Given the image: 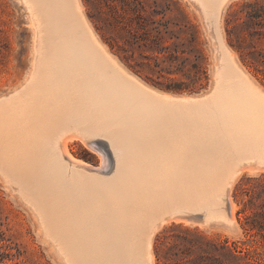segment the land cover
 I'll list each match as a JSON object with an SVG mask.
<instances>
[{"label": "bare ground", "instance_id": "bare-ground-1", "mask_svg": "<svg viewBox=\"0 0 264 264\" xmlns=\"http://www.w3.org/2000/svg\"><path fill=\"white\" fill-rule=\"evenodd\" d=\"M21 1L36 54L27 82L0 97V179L62 264H154L152 240L170 222L232 229V185L264 173V94L219 40L222 0H202L217 58L210 89L192 96L128 75L78 0ZM221 52L226 73L210 95ZM73 141L104 143L109 175L104 157L97 167L74 158Z\"/></svg>", "mask_w": 264, "mask_h": 264}, {"label": "rangeland", "instance_id": "rangeland-1", "mask_svg": "<svg viewBox=\"0 0 264 264\" xmlns=\"http://www.w3.org/2000/svg\"><path fill=\"white\" fill-rule=\"evenodd\" d=\"M78 1V8L82 11L86 24L91 30L96 42L105 48L106 52L115 59L116 63L120 65L128 75L136 78L134 75L137 74L129 69L127 65H125V63L115 54V52L110 50L104 38L102 37L101 31L96 26V24L102 26L101 20L108 16V11L110 10L112 3L109 0ZM138 1H140L146 9H148L149 6H152L153 2L158 4V8H160V6L165 7L166 2V0ZM175 1L178 2L179 8L171 6V12L167 11L169 19H171V21H177L181 19L178 9L183 11L188 16V18L196 25L198 29L200 45L205 56L206 79L202 82L203 86L192 92L184 91L173 93L175 95L181 96H192L194 93L203 91L210 83L212 84L214 81V58L217 52L215 51V47L213 51L212 41H210L202 0ZM246 1L248 0L221 1L219 14L220 20H218V27L220 29L219 40L222 42V45L226 46V48L230 50L239 68H241L248 75L250 80L253 82L252 84L257 86L264 94V84L260 81L258 76H256L242 63L236 50L230 46L226 34V20L230 18L231 15L241 16L240 11L242 9V4ZM25 6L26 5L21 0H0V97L20 89L27 82L34 68L33 60L36 54L34 50L36 34L35 29L33 28L34 26H32V19L29 17L28 10L25 9ZM206 8L210 12L213 9V7ZM214 14H216V12H214ZM219 54L220 62L218 80L216 81V86L210 95L215 90L216 92L219 90L222 84L224 73H226L224 72L223 67L227 63V58L224 56V54H222V52ZM144 82L150 86H153L146 81ZM144 86L146 85L144 84ZM146 87L150 88L149 86ZM162 90L164 91L165 89ZM165 92L169 93L168 90H165ZM95 149H99L102 157ZM68 150L74 158L80 159L93 167L100 166V159L104 157V165H106L104 167L106 168H102V171H104L103 174L101 173V175L106 177L109 175V172L112 168V162L104 143L97 142L96 148H93L86 144L80 143L79 141H73L69 144ZM249 190L256 191L259 194V197L253 198L252 204H264L263 172L260 171L255 174L243 172L232 185L230 191V201L234 207L235 223L232 229H227L218 222L204 226L185 224L182 222H170L168 225L163 226V228H161V230H159V232L154 236L151 243L154 264L172 263V260L169 259V254L171 252L169 248L173 244V236L179 233L175 228L177 225L189 229L197 228L198 231L202 232L205 236L215 241H226L228 244L236 243L242 248H250L251 245L248 243V241L251 240V238H249L241 228L243 214L238 213L242 207V202L250 198L244 193L245 191ZM24 204L25 203L20 199L18 193L12 191L9 186L6 187L0 179V232L3 233L4 238L8 239V243L13 247L11 252L13 254H18L11 260L5 259L4 261L0 262V264H62L61 259L58 257L54 248L43 237L35 217ZM248 212L249 211H247V213ZM186 219L189 221L193 220L192 217H186ZM252 244L254 247L259 246L257 238L256 242ZM158 248L162 251L159 255L157 253Z\"/></svg>", "mask_w": 264, "mask_h": 264}, {"label": "trees", "instance_id": "trees-1", "mask_svg": "<svg viewBox=\"0 0 264 264\" xmlns=\"http://www.w3.org/2000/svg\"><path fill=\"white\" fill-rule=\"evenodd\" d=\"M109 1L112 6L108 16L101 20L102 26H96L110 50L129 69L168 91L192 92L203 86L205 56L196 25L180 9V20L168 17L171 6L179 8L177 1L166 0L165 7L160 8L153 2L148 9L138 0ZM240 13L226 20L228 42L264 84V0L244 2ZM244 193L250 198L242 202L238 213L243 214L241 228L251 238L250 248L215 241L197 228L177 225L179 233L173 236L169 248L171 264H264V204H252L253 198L259 197L256 191ZM256 238L259 246L254 247ZM12 249L0 232V262L18 255ZM161 252L158 248V255Z\"/></svg>", "mask_w": 264, "mask_h": 264}, {"label": "water", "instance_id": "water-1", "mask_svg": "<svg viewBox=\"0 0 264 264\" xmlns=\"http://www.w3.org/2000/svg\"><path fill=\"white\" fill-rule=\"evenodd\" d=\"M207 30L209 31L210 41H212V39H213V29L212 28H209V29L207 28ZM212 46H213V51H214L215 43H213V41H212ZM216 58H217V56H216ZM137 77L139 79H141L139 76H137ZM152 87H154V86H152ZM210 87H211V83L203 91L197 92V93H194V94L198 95V94H201L203 92H206V91H208L210 89ZM154 88H156V87H154ZM156 89H158V88H156ZM158 90H162V89H158ZM169 92H172V91H169ZM172 93H177V92H172ZM178 94H181V93H178ZM192 218H193V221H195V222H198V223H201L202 222V217L201 216H195V217H192Z\"/></svg>", "mask_w": 264, "mask_h": 264}]
</instances>
